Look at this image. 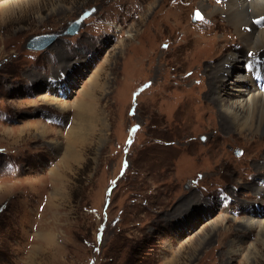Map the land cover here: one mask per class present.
Segmentation results:
<instances>
[{
  "label": "rangeland",
  "instance_id": "obj_1",
  "mask_svg": "<svg viewBox=\"0 0 264 264\" xmlns=\"http://www.w3.org/2000/svg\"><path fill=\"white\" fill-rule=\"evenodd\" d=\"M16 1L0 0V264H264L263 229L242 226L264 218V134L229 131L205 98L219 55L246 50L225 16L199 0ZM260 56L239 63L264 92ZM77 100L94 124L67 147Z\"/></svg>",
  "mask_w": 264,
  "mask_h": 264
},
{
  "label": "bare ground",
  "instance_id": "obj_2",
  "mask_svg": "<svg viewBox=\"0 0 264 264\" xmlns=\"http://www.w3.org/2000/svg\"><path fill=\"white\" fill-rule=\"evenodd\" d=\"M23 1L29 0H17L16 2L22 3ZM197 4L205 15L217 16V14H223L228 27L234 31L233 35L237 37L241 48L246 49L244 52H236L232 49V51L226 55H219V63L213 67V70H210L211 68L209 69L213 79H211V82L209 81L205 98H207L209 102L212 100L217 106L218 111L221 113V122L224 126L226 123L228 124V128L227 126L226 128L229 129V131L231 130L238 134L246 132L249 136L258 133L264 134V92L257 89L256 84H254L251 79V75L248 74L247 70H249L251 66L248 65L244 72L243 65L241 62L239 63L249 50L260 53V55H262L260 57L264 58V0H222L221 6L215 4L210 5L205 0H199ZM10 5L13 6L14 4H11L10 1L1 4L3 8L7 9L11 7ZM240 53L243 54L242 57L239 56ZM208 68L209 66L204 67V70ZM240 69H242L244 73L242 70L240 73ZM223 73L225 77L228 76V78H225ZM58 80L59 86L65 87L66 93L69 87L62 84L61 81L63 80L61 77ZM86 93L88 94L87 98L90 97L89 92L84 91L81 93V99L85 97ZM229 95H231L232 98H227ZM44 96L43 98L47 97ZM57 104L61 109H66L68 107L66 104ZM94 110L93 103H90L89 100H83V102L77 100L76 103H74V119L66 132V145L71 143V141H82L85 134L92 128V124H94ZM43 128V130L41 129L42 134L40 137L47 133L45 126ZM68 146L69 145H67V147ZM55 149L58 148L56 147ZM69 157L71 158L69 154L68 156L62 157L60 159V161H62L60 166L67 162ZM56 168L57 166L51 170V175L56 174ZM254 191L256 194L261 195V200L264 202V186L257 187L256 185L254 186ZM256 212V210L252 211L254 214ZM226 220L228 219L225 215H220L215 221L210 223L211 229H213L217 223L223 226ZM242 224H244L242 226L248 229L257 226L264 231V218L256 220L255 224H252L250 220ZM259 235L260 234H258V236ZM235 244L236 242L234 241H229L227 243L229 254L237 253L238 249L235 248ZM167 264H174L173 260Z\"/></svg>",
  "mask_w": 264,
  "mask_h": 264
},
{
  "label": "water",
  "instance_id": "obj_3",
  "mask_svg": "<svg viewBox=\"0 0 264 264\" xmlns=\"http://www.w3.org/2000/svg\"><path fill=\"white\" fill-rule=\"evenodd\" d=\"M196 14L193 18L195 21L198 20V19H196ZM79 25H80V20L74 21L73 24H71L65 31L58 34V36L75 34L78 30ZM56 35L57 34L33 37L31 40H29L26 43V48L31 49V50H42L46 46H48L54 39H56V37H57Z\"/></svg>",
  "mask_w": 264,
  "mask_h": 264
},
{
  "label": "snow or ice",
  "instance_id": "obj_4",
  "mask_svg": "<svg viewBox=\"0 0 264 264\" xmlns=\"http://www.w3.org/2000/svg\"><path fill=\"white\" fill-rule=\"evenodd\" d=\"M196 19H198V20H199V19H202V17L200 16L199 13L196 14Z\"/></svg>",
  "mask_w": 264,
  "mask_h": 264
}]
</instances>
